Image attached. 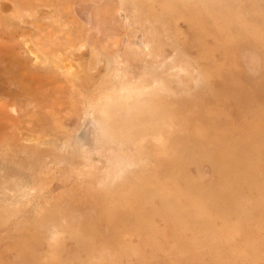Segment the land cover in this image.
<instances>
[{"label": "rangeland", "instance_id": "374dc122", "mask_svg": "<svg viewBox=\"0 0 264 264\" xmlns=\"http://www.w3.org/2000/svg\"><path fill=\"white\" fill-rule=\"evenodd\" d=\"M0 4V264H264V0Z\"/></svg>", "mask_w": 264, "mask_h": 264}, {"label": "bare ground", "instance_id": "6f19581e", "mask_svg": "<svg viewBox=\"0 0 264 264\" xmlns=\"http://www.w3.org/2000/svg\"><path fill=\"white\" fill-rule=\"evenodd\" d=\"M0 5H1V4H0ZM3 8H4V7H3ZM41 64H44V63H41ZM246 100H247V99H246ZM246 102H248V101H246ZM6 140H7V139H6ZM1 165H2V164H1ZM182 170H183V169H182ZM168 205H169V204H168ZM168 205H167V206H168ZM174 206H175V205H174ZM165 208H166V207H165ZM166 209H167V208H166Z\"/></svg>", "mask_w": 264, "mask_h": 264}]
</instances>
